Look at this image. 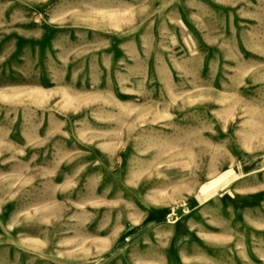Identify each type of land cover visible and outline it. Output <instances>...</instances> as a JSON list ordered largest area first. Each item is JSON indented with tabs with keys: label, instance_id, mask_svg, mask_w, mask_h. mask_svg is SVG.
<instances>
[{
	"label": "rangeland",
	"instance_id": "1",
	"mask_svg": "<svg viewBox=\"0 0 264 264\" xmlns=\"http://www.w3.org/2000/svg\"><path fill=\"white\" fill-rule=\"evenodd\" d=\"M0 264H264V0H0Z\"/></svg>",
	"mask_w": 264,
	"mask_h": 264
},
{
	"label": "crops",
	"instance_id": "2",
	"mask_svg": "<svg viewBox=\"0 0 264 264\" xmlns=\"http://www.w3.org/2000/svg\"><path fill=\"white\" fill-rule=\"evenodd\" d=\"M250 189V188H249ZM225 193H227L225 191ZM156 219V218H155ZM179 223H177L174 227V235L173 241H180L181 240H188V236L196 235L199 236V229L200 223L197 220L193 219L192 217L182 218ZM183 242V241H182Z\"/></svg>",
	"mask_w": 264,
	"mask_h": 264
}]
</instances>
